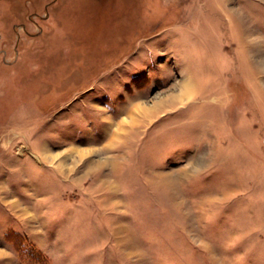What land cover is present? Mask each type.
<instances>
[{
  "label": "rangeland",
  "instance_id": "1",
  "mask_svg": "<svg viewBox=\"0 0 264 264\" xmlns=\"http://www.w3.org/2000/svg\"><path fill=\"white\" fill-rule=\"evenodd\" d=\"M0 264H264V0H0Z\"/></svg>",
  "mask_w": 264,
  "mask_h": 264
},
{
  "label": "bare ground",
  "instance_id": "2",
  "mask_svg": "<svg viewBox=\"0 0 264 264\" xmlns=\"http://www.w3.org/2000/svg\"><path fill=\"white\" fill-rule=\"evenodd\" d=\"M261 52V51H260ZM182 88V87H181ZM184 96H185V92L184 93H182V94H180V96H179V98L177 99V100H182V99H184Z\"/></svg>",
  "mask_w": 264,
  "mask_h": 264
}]
</instances>
